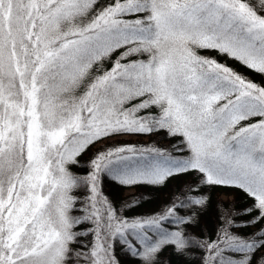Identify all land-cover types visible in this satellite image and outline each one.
<instances>
[{"label":"snow or ice","instance_id":"snow-or-ice-1","mask_svg":"<svg viewBox=\"0 0 264 264\" xmlns=\"http://www.w3.org/2000/svg\"><path fill=\"white\" fill-rule=\"evenodd\" d=\"M160 132L169 146L117 139ZM105 177L148 191L117 204ZM117 249L264 264V0H0V264H121Z\"/></svg>","mask_w":264,"mask_h":264},{"label":"trees","instance_id":"trees-1","mask_svg":"<svg viewBox=\"0 0 264 264\" xmlns=\"http://www.w3.org/2000/svg\"><path fill=\"white\" fill-rule=\"evenodd\" d=\"M209 54L215 55V53H209ZM218 58L221 59V61H223L222 57H218ZM233 66H235L237 70L245 72L255 82H260V80L262 79L259 74L253 73L251 70H247L243 68V66H240L238 64ZM117 139L130 141L133 143L138 142L141 144H148L155 142L160 147H167L172 142L169 138L166 137V135L163 132L154 133L152 135H147V136H125V137H119ZM106 143H111V141H107ZM98 147H101V145H96V148ZM96 148H92L89 152L83 154L79 158L80 164L73 165L71 167V171L74 174L85 175L87 173L88 171L87 162L92 156V154L96 151ZM191 179H192L191 177L178 178L176 180H173L166 188H162L159 190L156 189L151 190L152 196L149 199L145 200L141 207L135 209V212L146 213L158 209L162 204H164L168 200L171 192L174 189L178 188L180 185L184 183L189 182ZM101 187L103 193L117 204L128 199L129 197L148 191L143 187L134 188V189L121 188L115 185L106 177L102 180ZM84 194L85 193L83 189H79L74 193V195L80 196L81 198H83ZM211 200L213 205H216L218 203L222 205H228L235 202L238 208H243L251 203V200L245 197L242 193H237V192L229 193L228 190L225 189H214L211 193ZM215 222H216V212L213 207H209L208 211L201 218V227H203L206 230L208 235H211L213 232V227L215 225ZM194 231H196V234H199L198 230H194ZM249 231H251V229H249ZM163 255L166 259H169L171 261V264H179V258L171 255L169 250H165ZM117 256L121 260V264H139L137 259L125 255L123 252H121L120 249H117ZM198 257H199V252L193 250L192 254L189 257H186L185 264H194V261L198 259Z\"/></svg>","mask_w":264,"mask_h":264}]
</instances>
